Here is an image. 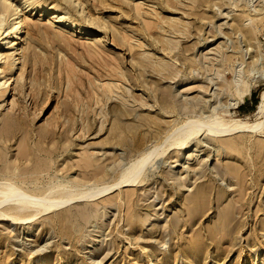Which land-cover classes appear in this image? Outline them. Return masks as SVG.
I'll return each instance as SVG.
<instances>
[{"label": "rangeland", "instance_id": "rangeland-1", "mask_svg": "<svg viewBox=\"0 0 264 264\" xmlns=\"http://www.w3.org/2000/svg\"><path fill=\"white\" fill-rule=\"evenodd\" d=\"M74 1L28 0V6L25 0H0L27 16L28 42L14 72L11 98L18 105L13 110L11 100L0 103V124L7 116L23 117L22 128L10 133V141L0 140V166L5 158L24 174L28 180L22 183L24 188L113 184L138 154L162 144L187 119H202L208 125V120L221 118L227 125L218 127L214 137L198 135L184 147H167L142 168L134 185L111 189L108 192L113 193L95 203L80 199L70 211L24 226L0 218V264H264V132L248 126L264 121L257 112L264 75L249 73L246 59L249 32L253 29L256 37L262 25L247 24V15L259 17L264 0ZM40 9L47 12L41 15ZM64 13L70 17L64 21L78 28L56 22L55 17L63 18ZM169 19L175 20L169 24ZM174 22L187 26L188 33L171 35L168 26ZM166 35L178 39L180 48L164 51L160 41ZM125 36L134 44L140 42L137 49L122 40ZM11 52L7 45L5 53ZM142 53L155 62L171 59L179 75L160 78L149 68L143 73ZM236 77L251 86L250 92L241 81L236 88ZM107 81H114L130 99L143 96L149 106L130 108L127 121L115 122L113 114L123 109L119 101L106 102L103 96L97 103L100 86ZM159 87L171 89L176 108L162 109L157 103L152 89ZM135 110L157 122L130 125L136 120ZM115 126L127 137L131 131L143 135L144 145L133 148L112 141ZM131 126H138L137 131ZM22 150L29 160L22 159ZM99 167L106 173H95ZM199 188L210 194L212 209L193 220V229L189 225L182 229L183 240H174L171 232L160 242L161 227L170 229L165 221L179 211L186 213L183 200ZM226 207L233 211L226 230L233 233L222 240L214 228ZM170 251L178 254L175 261Z\"/></svg>", "mask_w": 264, "mask_h": 264}, {"label": "bare ground", "instance_id": "bare-ground-1", "mask_svg": "<svg viewBox=\"0 0 264 264\" xmlns=\"http://www.w3.org/2000/svg\"><path fill=\"white\" fill-rule=\"evenodd\" d=\"M172 1L173 0H171V2ZM74 2H77V0H75ZM25 4L26 5L28 4V6L30 5L28 0H25ZM21 5H23V4H21ZM54 8L57 9L56 7H54ZM31 10L33 12H35L37 10V7L36 6L32 7ZM56 11H58V10H56ZM38 12H40V14L42 15V14H45L47 12V10L40 9L39 11H37V13ZM87 14H89V13L87 12ZM155 14H157V13H155ZM259 15H260L259 17H253L254 16L253 14H248L247 15V24H253L254 21L261 22V24H264V7H263V11L261 13H259ZM63 16H64L63 18H59L56 16L55 17L56 22L59 24L64 23V25H66V27H72L73 29L78 28V27H76L75 23H70V21H64V19L66 20V18H68V19L70 18L69 16L66 15V13H64ZM26 17H25V14L21 13V10H18V8L15 5H13L11 3H7V2H3L0 4V47H2V49L0 48L1 49L0 50V62L2 60H4V62H3L4 67H2L0 64V103L4 102L5 100H7V101L11 100V102H10V105L12 106L11 109L15 108L14 106H16V104L18 105V103L14 99H11V98L14 96L13 95L14 83H15L14 72L17 69V66L21 63V60L24 56L22 48L24 47V44H26L28 42V38L26 37V34H27L26 28L28 26V24L26 22ZM92 18H94V17H92ZM160 19H162V18H160ZM170 20L173 21L175 19H169V24H171L170 22H172ZM166 22H168V21H166ZM147 23H149V22H147ZM155 24H153V25L158 26ZM247 24L245 26H247ZM160 25L161 24H159V26ZM187 28L188 27L185 26L184 24L182 26H180L178 22H176V23L174 22L173 25H171L170 27L168 26V30L170 29L171 35H173V33H175V34L177 33V35H178V33L180 35L181 34L186 35L188 33ZM160 29H157V30H159L161 32L162 30H160ZM81 30H82V32H83V30L89 31V30L84 29V28H81ZM88 33H90V32H88ZM164 33H167V32H164ZM164 33H162V34L165 35ZM177 35H175V36H177ZM257 35H259V33ZM257 35L255 37V31L253 29L250 30V32H249L250 37L247 38L248 47L246 49V56H247L246 59L248 60L247 63H249V66H248L249 67V73L252 74V73H255L257 71V72L261 73L262 75H264V66H263L264 57H263V53H262V44L259 41V39L257 38ZM251 36H253V39H254L253 41L251 39ZM164 37H161V38H164ZM177 37L179 38V36H177ZM122 40H125L127 43H130V48L132 46L134 47L135 45H139L137 43H140L138 41H136L137 43H135V44L133 42H130V38L128 36L127 37L125 36L124 38H122ZM160 42L162 44V49L164 51H168L167 53H169V52L172 53V51L180 48L179 40L175 39V38L173 39V37H171V38L167 37V35H166V38L162 39ZM7 45L10 47V51L12 50V52L10 54L5 53V47ZM143 48H145V47H143ZM132 49H137V47H134ZM140 49H142V48H140ZM142 52H144V51H142ZM147 53L152 54L150 52H147ZM147 53L140 54V58H139V66H141L143 68V71H144L143 73H145L146 68H149L152 70V72H156L157 75H161V76H159L160 78L161 77L165 78V79H173L174 77H175V79L177 78L180 71L177 69V67L175 66V64L173 62H170L171 59L169 62L167 59H166L167 61L159 59L160 60V61L158 60L159 62H155L156 59L153 60V58H152L153 56H151ZM36 58L38 59V57H36ZM174 62H177V61H174ZM140 72H141V76H143L141 70H140ZM236 75L239 77L240 74L237 73ZM121 76L125 77L124 75H121ZM238 77H236V80H235L236 88L239 87V83L241 81L240 78H238ZM241 82L244 84H247L244 81H241ZM247 86H248L247 91L250 92L251 86L249 84H247ZM97 87H96V89H97ZM100 87H102L103 89L101 88V90H102V92H100L101 94L97 95V97H99V98L101 97L100 100L97 99V103L104 100V99H102L103 96L105 97L106 102L108 100H111L112 98H116L119 101V104L123 108V109H119L118 112L113 114L114 115L113 119L117 123L124 121V120L127 121L128 118L132 116V111H131L132 109H130V108H135V109L140 108V110H142L143 107L149 106L148 105L149 102L143 96H140V97H133L132 96L131 97L132 100H131L125 91L124 92L121 91L122 93L119 92L118 90L120 89V87L117 84H115L114 81H110V82L107 81V83H105L103 86L101 85ZM152 91H153L154 99L162 107V109H168L170 107H172V108L177 107V102L175 101L174 96H173V92L171 91L170 88L159 87V88L152 89ZM95 94H97V93H95ZM199 103H201V102H199ZM101 104H104V103H101ZM234 104L236 105V103H234ZM119 107L120 106L116 105V107H114V108H119ZM144 109H146V108H144ZM24 111H25V109H24ZM2 112H4V111H2ZM257 112L260 115H262V117L264 118V91L262 92V94L260 96V101L257 104ZM99 113H101V112H99ZM135 113H136V116H135L136 120H134V121H137V122H134L133 120H131V121H129V122H132V123H130V125L137 123L140 126V125H143L145 123L150 122V120L153 121L154 123L157 122L156 118H153L149 114L145 116L143 114V111L135 110ZM105 115H106V112H105ZM21 118H23L22 115L16 116V117L15 116H13V117L7 116L4 120H2V122L0 124V140L5 141V143L10 141V139L13 137L10 135V133L14 129H17V128L21 129L22 128ZM207 122H209L210 124H208V125L205 124L204 120H202V119H195V118L187 119L184 122V124H182L180 127L173 130L172 132H170L163 139L162 144L158 143L159 145H154L153 147L151 146L152 148L149 147V148H147L146 151L138 154L136 156V158L132 161V163L121 173V175L119 177V181H116L113 184H104L102 186H93L91 188H89V187L80 188L76 185H70V184L64 185V184L60 183V184H56V185H51L48 188L45 187L46 189H37L35 191L34 190L28 191L23 186V184L27 183V181H28L25 178L24 174H22L20 172L18 173L17 172L18 169L17 168L14 169L12 166H10L6 162V159L4 158L5 161H3L4 162L3 165L0 166V218L5 219L6 221L12 222V224L13 223L23 224V226H24V224H30L32 220H34V221L38 220V219L44 217L45 215L56 214L57 212L62 211L64 209L66 211H70L71 210L70 206L72 205V203H74L77 200L88 198V200H86V202L95 203L98 200L106 198L111 193H113V192H108L111 189L118 188V190H119L120 188H122L121 186L123 184H124L123 187H125V185H130V186L134 185L139 178L138 176L141 175L140 171H142V168H144L149 161L151 162V160H155L156 155L157 156L163 155L166 152L167 147H170V146L184 147L188 144L189 141L194 140L198 135H205V136H213L214 137V135H217V133H218L216 131L218 127L227 125L226 122L224 120H222L221 118H213V119L208 120ZM248 126H252L253 129H258L261 132H264V121L257 122L254 125H248ZM137 127L131 126V129L132 130L134 129L133 131H137V129H138ZM110 132H111V140L112 141L116 140L117 144H119V145H121V143H123V144L132 145L133 148L134 147L138 148L141 145H144V143H145L143 135H141V134L137 135L136 132L131 131L132 136L127 137L126 132H124L123 130H120V128H118L117 126L113 127ZM129 133H130V131H129ZM126 139H128V140H126ZM129 140H131L132 144L129 143ZM20 145L23 148H25L24 147L25 142H22V144H20ZM159 150H160V152H158ZM25 151H23V150L19 151L21 153L20 156H22V159L24 158L26 160H29V158H30L29 154H28V152H25ZM117 157H119V156H117ZM189 157H190V155H188V158ZM85 163L86 162H84V164ZM104 168L105 167H101V168L99 167L100 171L96 170L95 173H97L98 175L99 174L100 175L105 174L106 171ZM203 174H205V173L203 172ZM87 177L85 179L89 180ZM32 180L37 181V179H32ZM182 185L183 186L186 185L185 179L183 180ZM200 189L201 188H199L196 192L192 193L185 200H183L182 203H183V205L186 206V213L184 212V210L179 211L176 214V216L169 219V221H167V220L165 221V225H168L170 229H166V228L164 229L163 226L161 227L162 232H160L158 234V236H160V239H159L160 242L163 240L164 235H169L171 232L173 235H175L173 237L174 240H177V239L183 240L184 236H185V234H184L185 232H183L182 229L185 228L187 225L192 226V229H193V226H194L193 220L194 219L200 220L201 218H203L206 215V213L209 210L212 209V205H211L212 201L210 199V194L208 195V194H206V192H203ZM115 191H117V190H115ZM108 201L109 200H105V202H108ZM217 202H220V200H217ZM230 206H232V205L230 204ZM227 207L221 210L219 219L216 222L217 224L214 228L216 235H220L221 239L223 238V236H229L230 237L233 233V230H226V227H228V225L230 224V221L232 220V213H233V211ZM83 214L84 213H80V212L77 213L78 216L84 217ZM185 214L188 216V218H186V219L184 218ZM147 221L148 220H144V223ZM26 222H28V223H26ZM158 225H160L159 222L155 226V229H157L159 227ZM101 226H103V225H101ZM103 230H101V231L103 232ZM194 232H195V235H198L200 231L195 230ZM216 239L218 241L221 240L220 238H216ZM224 239H222V240H224ZM213 240H215V239H213ZM190 246L193 248L192 244H190ZM177 256H178L177 253H173L172 251H170L169 257L173 261H175L177 259ZM146 257L149 259V255H146Z\"/></svg>", "mask_w": 264, "mask_h": 264}, {"label": "built area", "instance_id": "built-area-1", "mask_svg": "<svg viewBox=\"0 0 264 264\" xmlns=\"http://www.w3.org/2000/svg\"><path fill=\"white\" fill-rule=\"evenodd\" d=\"M258 32H259L260 42L262 44V53H263V57H264V24H262L259 27Z\"/></svg>", "mask_w": 264, "mask_h": 264}]
</instances>
